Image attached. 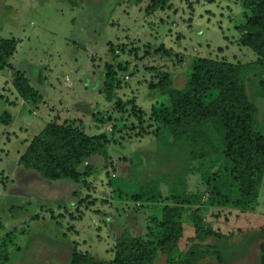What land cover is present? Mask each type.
<instances>
[{"label":"rangeland","instance_id":"374dc122","mask_svg":"<svg viewBox=\"0 0 264 264\" xmlns=\"http://www.w3.org/2000/svg\"><path fill=\"white\" fill-rule=\"evenodd\" d=\"M152 1L0 0V35L19 41L11 63L24 71L42 95L39 103L23 105L11 70L0 72V94L13 101L11 105L18 102V109L25 107L24 117L17 116V123L0 127V236L6 245L0 248V264H68L75 249L98 261H111L122 236H145L160 207L137 202L132 196L149 185L163 189L161 193L172 189L166 183H174V179L165 177L157 185L153 177L179 175L190 166L184 163L186 153L168 157L158 146V124L151 118V108L160 98L161 73H168L172 86L182 88L196 57L257 65L253 51L238 41L235 26L244 13L238 0H172L149 13ZM163 46L169 54L156 52ZM107 64L114 67L111 103L102 92ZM252 69L244 83L259 120H263L264 101L257 91L264 75L260 67ZM3 104L0 97V115ZM137 109L145 115L140 117ZM111 112L120 126L116 127L119 132L109 136V162L103 156L88 160L81 170L91 167L94 174L82 178L83 184L47 181L36 171L38 174L26 177L18 173L17 165L29 146L26 141L48 123L78 117L91 128L90 134H102L114 123L101 129L95 119ZM191 167L193 171L194 165ZM13 175L18 186L23 180L31 184L6 194L5 184ZM146 178L152 180H138ZM186 181L199 204L211 199L213 179L205 182L201 174L191 172ZM220 209L224 213L215 217L219 209L211 207L207 222L215 228L220 224L225 235L233 232L227 242L231 252H237L233 246L242 242L237 253L244 255L243 264H261L256 244L245 237L264 227V183L253 211L232 209L242 213L240 217L229 214V206ZM257 239L259 247L262 239ZM225 242L209 237L203 246L216 244L221 249ZM183 243L186 252L192 242ZM212 263L207 259L201 264ZM153 264H168L167 257L158 251Z\"/></svg>","mask_w":264,"mask_h":264},{"label":"trees","instance_id":"16d2710c","mask_svg":"<svg viewBox=\"0 0 264 264\" xmlns=\"http://www.w3.org/2000/svg\"><path fill=\"white\" fill-rule=\"evenodd\" d=\"M171 1L153 0L149 13L163 9ZM238 1L244 9L242 21L235 26L239 33L238 41L241 46L253 51L257 65L196 57L187 71L182 88L172 86L173 80L168 73H161L160 98L151 108V118L158 124L155 131L158 146L168 157H179L186 153L184 163L190 166H186L179 175L153 177L157 185L165 177L174 179V183H166L168 188L171 184L172 189L161 193L163 189L154 190L149 185L132 196L137 202L156 203L160 207L159 211L154 212L153 225L148 226L145 236H122L111 261H98L89 253L75 249L68 264H153L158 251L167 257L168 264H201L207 259H211L212 264L244 263V255L237 253L242 242L233 246L237 252L227 248L233 232L225 235L220 224L215 228L207 222L211 218L208 216L211 207L219 209L215 217L224 213L220 208L227 206L231 208L229 214L240 217L242 213L238 211H253L264 183V118L259 120L256 105L249 98L244 83L245 76L254 67H260L264 75V0ZM18 45L16 38L0 35V72L11 70L12 82L20 97L27 103L37 104L42 95L33 87L24 71L11 63ZM161 51L169 54L164 46L156 52L163 53ZM117 66L123 68L121 64ZM106 69L108 78L102 92L111 103L115 87L114 67L107 64ZM257 93L259 99L264 101V79L259 82ZM137 110L140 117L145 115L144 110ZM116 119L112 117V112L96 118L101 123V129L110 123H114V126L107 132L93 135L82 118L72 116L63 121L57 118L30 141L20 164L27 170L38 172L47 181L83 184L82 178H90L94 174L91 167L81 170L88 160L103 156L109 162L112 141L109 136L119 132L116 127L120 126ZM12 120L11 114L6 111L0 116V126L10 125ZM191 172L201 174L205 182L213 179L211 199L206 203L199 204V198L187 189L186 176ZM149 179L138 180L147 182ZM214 180L218 181L217 184H214ZM232 223L234 226L238 221ZM209 237L226 240V245L221 249L216 244L203 246ZM247 238L256 244L257 255L264 264V227ZM257 238L262 239L259 247L255 242ZM2 240L4 238L0 236V243ZM184 240L192 242L186 252L182 249ZM5 246V242H2L0 248ZM6 260H9V256H6Z\"/></svg>","mask_w":264,"mask_h":264},{"label":"crops","instance_id":"0c3cea01","mask_svg":"<svg viewBox=\"0 0 264 264\" xmlns=\"http://www.w3.org/2000/svg\"><path fill=\"white\" fill-rule=\"evenodd\" d=\"M17 92V91H16ZM18 94V93H17ZM0 97H1V99H2V101L4 102V104H3V106H2V109H3V111L4 112H6V111H8L10 114H11V116H12V122H11V124L10 125H8L9 127L13 124V123H17V121H18V119H17V116H20V117H24V112H25V107L23 108V107H21V109H18V102H16V104L14 105V104H12L11 105V103L13 102H11L10 101V99H7L6 97H5V95L4 94H0ZM18 98L20 99L21 97H19V95H18ZM21 100L22 101H24L23 102V105H25V103H27L25 100H23L22 98H21ZM42 101V100H41ZM8 106H11V107H13V108H15V110L14 111H12V110H10V108L8 107ZM15 106V107H14ZM18 109V110H17ZM4 112H2V113H4ZM20 113V114H19ZM1 116V115H0ZM78 118V117H77ZM84 120V119H83ZM2 126V125H1ZM0 126V127H1ZM21 129H25V127L23 126V128H21ZM28 129V128H27ZM22 131H24V130H22ZM25 131H27V130H25ZM41 131V130H40ZM36 135H34L33 136V138L35 137ZM33 138H31V140L33 139ZM9 140V139H8ZM25 140H26V138H25ZM30 140V141H31ZM30 141H26V143L29 145V143H30ZM25 143V144H26ZM26 144V145H27ZM17 168L19 169V171H18V173L19 174H22V176L23 177H26V175H28V173H31V175H33V174H38V173H36L35 171H31V172H29V170H27V171H25V168L20 164V163H18V165H17ZM14 176L15 175H13V176H11L10 177V179H11V181L10 182H6V186H5V188H4V190L6 191V194H7V191H16V189H17V191L18 190H21L22 189V185H30L31 184V182L30 183H27V182H25L26 180H23V183H22V185L21 186H18V181L16 180V178H14ZM13 177V178H12ZM44 179V178H43ZM45 180V179H44ZM66 181H64L63 183H65ZM56 183V182H55ZM57 183H59V182H57ZM34 189V188H33ZM9 196V195H8ZM18 196H21V195H19V194H17L16 195V197H18ZM22 197V196H21ZM23 199V198H22Z\"/></svg>","mask_w":264,"mask_h":264}]
</instances>
